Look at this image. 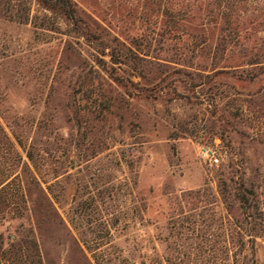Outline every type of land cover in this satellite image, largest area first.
<instances>
[{
  "label": "rangeland",
  "instance_id": "374dc122",
  "mask_svg": "<svg viewBox=\"0 0 264 264\" xmlns=\"http://www.w3.org/2000/svg\"><path fill=\"white\" fill-rule=\"evenodd\" d=\"M74 1L116 31L125 26L113 20L125 0ZM37 8L32 0L23 24L0 7V172L11 174L2 195L13 204L4 228H33L44 264H97L95 254L110 264H193L190 232L173 225L188 219L218 234L229 221L244 236L223 263L264 264V91L185 87L175 70L190 69L164 51L166 65L141 76L65 24L42 33ZM202 146L216 149L217 164L200 158ZM189 190L202 191L199 207L182 202L176 215Z\"/></svg>",
  "mask_w": 264,
  "mask_h": 264
},
{
  "label": "trees",
  "instance_id": "16d2710c",
  "mask_svg": "<svg viewBox=\"0 0 264 264\" xmlns=\"http://www.w3.org/2000/svg\"><path fill=\"white\" fill-rule=\"evenodd\" d=\"M34 1L38 8L33 20L42 14V22L36 26L42 33L58 32L61 24H65L72 36L109 56L111 64L130 65L141 76L144 71L150 73L166 65L160 61V54H156L164 51L171 53L170 59H173H163L167 63L190 69L175 70L187 77L185 87L204 85L211 91L225 87L248 90V94L254 89L264 91V0H125L123 7L113 14V20L125 25L119 31L112 28V21L95 16L74 0ZM0 7L19 23L27 24L31 20L32 0H0ZM131 29L137 32L132 34ZM234 56L241 60L240 64H223L227 57ZM113 70L106 69V72L112 76ZM150 84L157 86L154 80ZM133 85L140 92L148 91L140 83ZM27 157L38 169L31 150L27 151ZM10 177L9 172H0V264H44L33 228L22 225L23 229L15 232L10 226L4 228L13 204L9 194L2 195V186ZM33 180L37 182L35 177ZM221 194L229 202L231 193L226 188ZM201 199V190L182 192L175 199L176 215L184 212L182 202L193 210L199 207ZM238 200L243 206L249 203L244 194ZM190 221L181 220L173 227L190 232L185 239L191 241L187 253L193 264L198 261L224 264L232 252L230 243L238 246L244 236L228 228L229 221H223V230L218 234ZM90 251L96 253V250ZM238 251L234 252L235 263ZM94 257L97 264H110L104 256L95 254Z\"/></svg>",
  "mask_w": 264,
  "mask_h": 264
},
{
  "label": "built area",
  "instance_id": "2783aa9c",
  "mask_svg": "<svg viewBox=\"0 0 264 264\" xmlns=\"http://www.w3.org/2000/svg\"><path fill=\"white\" fill-rule=\"evenodd\" d=\"M200 158L210 166L219 162L217 151L213 146H202L199 149Z\"/></svg>",
  "mask_w": 264,
  "mask_h": 264
}]
</instances>
